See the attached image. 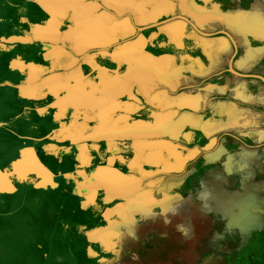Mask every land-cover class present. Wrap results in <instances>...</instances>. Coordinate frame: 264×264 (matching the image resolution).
Masks as SVG:
<instances>
[{
    "label": "crops",
    "instance_id": "0c3cea01",
    "mask_svg": "<svg viewBox=\"0 0 264 264\" xmlns=\"http://www.w3.org/2000/svg\"><path fill=\"white\" fill-rule=\"evenodd\" d=\"M243 153L264 162V0H0V244L50 199L82 264H143L140 220L173 212L142 187ZM225 249L193 264H264Z\"/></svg>",
    "mask_w": 264,
    "mask_h": 264
},
{
    "label": "rangeland",
    "instance_id": "374dc122",
    "mask_svg": "<svg viewBox=\"0 0 264 264\" xmlns=\"http://www.w3.org/2000/svg\"><path fill=\"white\" fill-rule=\"evenodd\" d=\"M161 116H158L159 119ZM160 135L159 145L165 147L166 139ZM247 144L257 146L255 143ZM245 145L244 141L239 144L243 147ZM232 156L223 155L213 165H206V169L194 171L189 175L191 178L187 180V185L173 186L171 182H164L150 191L144 189L149 187H142L143 194L148 192L156 197L163 194L165 198L159 207L173 212L163 213L166 215L162 217L140 220L143 264H171L165 261L168 255L174 258V264L177 259L182 260L180 264H193L202 256L217 253L221 246L226 248L228 258L264 254V162L257 157L247 166L246 154L243 153L238 154V162L242 164L235 167V164L231 165L234 161ZM206 176L219 181L216 185L201 186L199 180ZM159 177L166 179L171 175ZM253 181L258 185H252ZM171 194L175 195L165 196ZM40 197L44 198L45 195L41 194ZM49 200L41 205L27 203L25 208L19 209L18 216L9 219L13 235L10 240L0 244V264H4L6 259H11L14 264H24V259L27 264L75 263L74 260L78 259L75 257V248L68 243L72 236L60 229L59 219L53 211L54 204ZM148 206L149 203L143 208L148 209ZM25 212L29 222L23 225L21 221ZM2 220H6L4 216L1 223ZM166 234L173 239L174 247L161 250L160 247L170 240L165 238ZM21 241L25 244L22 245ZM88 253L89 258L93 256L98 264H102L100 250L94 251V254L91 251ZM43 255L46 256L45 261ZM151 257L163 260L150 262ZM59 258L62 261L58 262ZM111 260L114 261L112 264H117L116 257ZM79 263L82 264L81 261Z\"/></svg>",
    "mask_w": 264,
    "mask_h": 264
},
{
    "label": "water",
    "instance_id": "95a60500",
    "mask_svg": "<svg viewBox=\"0 0 264 264\" xmlns=\"http://www.w3.org/2000/svg\"><path fill=\"white\" fill-rule=\"evenodd\" d=\"M193 28H195L193 25H191ZM222 34H224V35H226V33H222Z\"/></svg>",
    "mask_w": 264,
    "mask_h": 264
}]
</instances>
